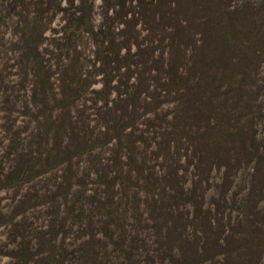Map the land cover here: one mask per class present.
<instances>
[{
	"label": "rangeland",
	"instance_id": "rangeland-1",
	"mask_svg": "<svg viewBox=\"0 0 264 264\" xmlns=\"http://www.w3.org/2000/svg\"><path fill=\"white\" fill-rule=\"evenodd\" d=\"M25 1L0 0V264H180L176 248L159 243L166 241L159 231L168 223L192 243L184 250L196 254L194 264H226L227 256L232 262L239 254L246 259L251 247L258 251L257 264H264V219L246 217L235 203L247 192L252 159L264 157V63L257 62L246 75L242 67L225 69L220 89L210 96V104L200 105L202 116L189 121L193 125L185 135L178 136L183 124L173 125L181 108L172 96L161 97L169 101L157 108V117L149 113L151 124L136 128L137 136L145 130L150 139L132 168L125 160L115 166L111 144L74 153L69 161L68 130L63 127L57 139L51 123L60 108H52L51 102L46 107L28 104L38 89L37 63L35 51L25 54V46L39 8L38 0ZM68 1L61 4L68 7L67 17L73 12ZM43 8L44 20L53 6ZM94 21H107L103 0H95ZM65 23L59 11L38 46L56 85L58 72L75 58L57 46L67 34ZM138 29L143 37L146 31ZM92 44L80 62L94 59ZM92 79L98 82L85 98L81 119L87 117L86 124L79 117L76 122L90 141L104 129L96 115L101 102L95 105L92 91L102 86L101 75ZM163 131H174L177 141H171L165 157L156 158L155 142ZM197 143L201 150L196 154ZM216 154L226 158L215 162ZM259 197L264 203V193Z\"/></svg>",
	"mask_w": 264,
	"mask_h": 264
},
{
	"label": "trees",
	"instance_id": "trees-1",
	"mask_svg": "<svg viewBox=\"0 0 264 264\" xmlns=\"http://www.w3.org/2000/svg\"><path fill=\"white\" fill-rule=\"evenodd\" d=\"M24 2L28 3L21 0ZM77 3L68 1L73 12L67 17L68 7H62V0L46 3L38 0L39 9L32 22L34 32L26 39L25 46V54L35 51L37 63L34 90L36 86L38 89L28 104L46 107L51 102L52 108H60L58 118L51 123L56 127L54 136L57 139L63 127L68 130L71 142L66 147L65 158L69 161L74 153L83 154L97 146L111 144L115 166L125 160L132 168L138 160L137 153L141 155V146L150 139L145 130L137 136L136 128L142 123L151 124L154 118H149V113L157 117V108L169 101L161 97L172 96L181 108L173 125L178 128L183 124L178 136L185 135L193 125L189 121L202 116L200 105L210 104V96L220 89L225 69L235 72L242 67L246 75L253 71L257 62L264 63V0H103L107 21L100 25L94 21L95 0H78ZM45 4L53 6V10L50 17L43 20ZM59 11L66 18L62 29L64 35L66 31L67 34L60 37L57 46L66 48L65 55L75 58L69 59L62 72H58L61 79L56 85L50 82L52 74L44 68L38 46L48 23ZM139 25L146 31L143 37H140ZM83 38L86 43L83 41V49L78 50ZM89 44L94 46V59L85 58L80 62L79 56ZM98 75H101L102 86L92 89L93 102L95 105L101 102L96 115L104 129L90 141L77 129L76 122L79 117L86 124L87 117L81 119L85 116V98L93 83L98 82L92 78ZM53 86L56 92L50 94ZM173 134L174 131L159 133V145L155 142L154 150L156 158L168 154L171 141H177ZM200 147L197 143L196 154ZM179 149L180 145L176 144V151ZM217 155L213 156L215 162L226 158V155ZM243 156L246 160L254 157ZM252 165L247 192L235 203L246 217L264 219V203L259 197L264 193V157L255 156ZM141 167L139 173H142ZM127 172V178H131V169ZM106 182L109 187L113 185L109 180ZM260 189L263 193H259ZM168 224V228L161 225L159 233L166 241L159 240V243L165 242L171 251L176 248L182 260L180 264H194L196 254L184 250L186 243H192L181 238L182 229L177 232L172 223ZM257 252L251 247L246 259L239 254L236 261L231 262L229 255L225 263L257 264Z\"/></svg>",
	"mask_w": 264,
	"mask_h": 264
}]
</instances>
